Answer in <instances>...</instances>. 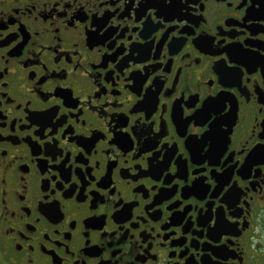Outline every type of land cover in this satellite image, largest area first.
Masks as SVG:
<instances>
[{
    "label": "flooded vegetation",
    "instance_id": "obj_1",
    "mask_svg": "<svg viewBox=\"0 0 264 264\" xmlns=\"http://www.w3.org/2000/svg\"><path fill=\"white\" fill-rule=\"evenodd\" d=\"M4 264H264V0H0Z\"/></svg>",
    "mask_w": 264,
    "mask_h": 264
},
{
    "label": "rangeland",
    "instance_id": "obj_2",
    "mask_svg": "<svg viewBox=\"0 0 264 264\" xmlns=\"http://www.w3.org/2000/svg\"><path fill=\"white\" fill-rule=\"evenodd\" d=\"M0 264H4L3 260L1 259V257H0Z\"/></svg>",
    "mask_w": 264,
    "mask_h": 264
}]
</instances>
